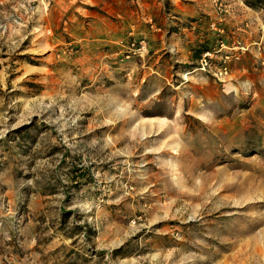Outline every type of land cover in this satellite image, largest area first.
Wrapping results in <instances>:
<instances>
[{"label":"rangeland","instance_id":"374dc122","mask_svg":"<svg viewBox=\"0 0 264 264\" xmlns=\"http://www.w3.org/2000/svg\"><path fill=\"white\" fill-rule=\"evenodd\" d=\"M0 264H264V0H0Z\"/></svg>","mask_w":264,"mask_h":264},{"label":"built area","instance_id":"2783aa9c","mask_svg":"<svg viewBox=\"0 0 264 264\" xmlns=\"http://www.w3.org/2000/svg\"><path fill=\"white\" fill-rule=\"evenodd\" d=\"M146 50V46L144 43H139L138 45L135 43H131L129 48H128V52H127V56L126 58H129L130 56L135 57V56H140L141 53H144ZM212 55L210 54V52H204L201 54L198 62H197V67H199L200 70L204 71V72H210L213 71V75L216 78H224L227 74H228V68L227 65L225 64V62L217 69H212L211 67V59ZM227 58V57H225ZM191 73H193V69L191 71Z\"/></svg>","mask_w":264,"mask_h":264},{"label":"trees","instance_id":"16d2710c","mask_svg":"<svg viewBox=\"0 0 264 264\" xmlns=\"http://www.w3.org/2000/svg\"><path fill=\"white\" fill-rule=\"evenodd\" d=\"M259 3L262 4L263 2L260 1ZM205 50H207V49H205ZM205 50H204V52H205ZM202 53L201 52L198 53L196 57L199 59ZM118 250H120V248L116 249V251H118Z\"/></svg>","mask_w":264,"mask_h":264}]
</instances>
